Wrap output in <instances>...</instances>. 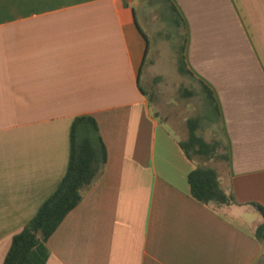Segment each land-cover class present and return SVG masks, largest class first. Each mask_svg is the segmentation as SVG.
<instances>
[{
  "label": "crops",
  "instance_id": "obj_1",
  "mask_svg": "<svg viewBox=\"0 0 264 264\" xmlns=\"http://www.w3.org/2000/svg\"><path fill=\"white\" fill-rule=\"evenodd\" d=\"M178 36L219 108L230 204L191 195L195 163L151 105ZM78 115L106 161L45 264H264V0H0V264L64 177Z\"/></svg>",
  "mask_w": 264,
  "mask_h": 264
},
{
  "label": "trees",
  "instance_id": "obj_2",
  "mask_svg": "<svg viewBox=\"0 0 264 264\" xmlns=\"http://www.w3.org/2000/svg\"><path fill=\"white\" fill-rule=\"evenodd\" d=\"M180 74L193 76L187 68L183 48L177 59ZM206 93L211 112L203 117L210 123H217L221 139L206 141L197 133L200 117L187 121L189 133L179 146L185 155L195 163L188 174L191 195L207 205H224L235 202L233 194L226 193L219 179L218 169L202 164L201 161L216 159L229 162L228 144L221 126L220 112L212 90L200 82ZM144 92V91H143ZM70 150L66 173L56 190L40 205L35 215L23 229L12 238L10 248L2 264H45L49 250L47 240L65 216L80 202L84 190L100 175L106 154L96 120L90 115L74 117L70 125ZM262 215L263 221L254 230L255 238L264 245V208L252 203Z\"/></svg>",
  "mask_w": 264,
  "mask_h": 264
},
{
  "label": "rangeland",
  "instance_id": "obj_3",
  "mask_svg": "<svg viewBox=\"0 0 264 264\" xmlns=\"http://www.w3.org/2000/svg\"><path fill=\"white\" fill-rule=\"evenodd\" d=\"M171 40L172 44L163 45L161 49L166 55L161 62V70L165 74L164 80H155L148 93L153 110L157 112L166 127L182 140L188 137L187 121L195 117L201 118L197 133L206 141L221 139L218 124L210 123L203 117L207 110L211 112L204 88L192 77L180 74L177 69L174 55L179 54L182 44L181 37L178 36ZM154 45V40L151 38V50ZM201 163L215 167L219 173L226 170L224 162L216 159L201 161Z\"/></svg>",
  "mask_w": 264,
  "mask_h": 264
}]
</instances>
